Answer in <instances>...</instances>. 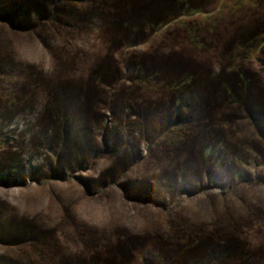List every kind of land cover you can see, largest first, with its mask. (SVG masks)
Segmentation results:
<instances>
[{"label": "rangeland", "instance_id": "obj_1", "mask_svg": "<svg viewBox=\"0 0 264 264\" xmlns=\"http://www.w3.org/2000/svg\"><path fill=\"white\" fill-rule=\"evenodd\" d=\"M0 264H264V0H0Z\"/></svg>", "mask_w": 264, "mask_h": 264}]
</instances>
